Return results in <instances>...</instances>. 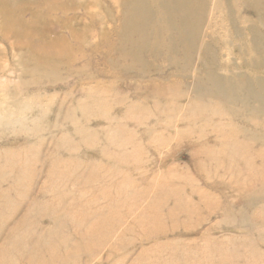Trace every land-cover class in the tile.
Here are the masks:
<instances>
[{
  "label": "rangeland",
  "instance_id": "rangeland-1",
  "mask_svg": "<svg viewBox=\"0 0 264 264\" xmlns=\"http://www.w3.org/2000/svg\"><path fill=\"white\" fill-rule=\"evenodd\" d=\"M177 1L0 0V264H264V0Z\"/></svg>",
  "mask_w": 264,
  "mask_h": 264
},
{
  "label": "bare ground",
  "instance_id": "bare-ground-1",
  "mask_svg": "<svg viewBox=\"0 0 264 264\" xmlns=\"http://www.w3.org/2000/svg\"><path fill=\"white\" fill-rule=\"evenodd\" d=\"M125 1H129V0H125ZM167 1H170V2H175L176 0H153V3L156 5V6H161V4H162V7H164V5L167 3ZM131 2V1H130ZM250 2V1H249ZM190 3H192L191 2V0H179V1H177V5L178 6H186V5H188V4H190ZM257 3V2H256ZM216 4V3H215ZM258 5L260 4L261 5V3H257ZM218 5V4H217ZM214 6V5H213ZM215 7V6H214ZM223 7V6H222ZM219 8H221V7H219ZM218 7L216 8V9H219ZM134 8H131V10H130V12L132 13V16L133 17H136V16H138L139 15V12H138V10L137 9H134ZM256 9H257V7H256ZM179 11V7H177V10L174 12V14H177V12ZM13 10H9V11H6V12H4V17H5V19H6V22H4L3 24H4V28L5 27H8L10 24H12V27H14L15 25H20L21 24V20H18V21H14L13 19L15 18V16H16V14H15V16H13L12 14H13ZM184 14L185 13H183L182 15H180V14H178V16L181 18H183L184 17ZM222 16H224V15H227L228 16V21L230 20L231 21V19H229V17L231 18L232 17V14L230 13V10L229 9H227V11H225L224 13H222L221 14ZM258 15H259V13H258ZM9 20H11V21H9ZM5 21V20H4ZM238 22V21H237ZM237 22H233V29H235L236 30V32L238 33V35L239 34H241L242 33V26L241 25H236V27H235V23H237ZM9 25H8V24ZM215 28H217V29H219V30H221L222 29V27H217L216 25H215ZM221 28V29H220ZM6 29V28H5ZM4 29V30H5ZM10 29H12V28H9L8 30H10ZM2 30V29H1ZM102 31V30H101ZM13 32H15V35L17 34H19L20 35V33H19V31H15L14 29H13ZM188 34H186V36H187ZM184 37V39H188L187 37ZM256 41H253V45L255 46V47H253V49H255L256 51H258V50H261V48H260V45H259V40H257V38L255 39ZM20 56V55H19ZM21 58V57H20ZM53 60V59H52ZM260 60H261V63L260 64H253V60H252V62H249L248 61V63H247V65L248 66H250L251 68H254V69H257V70H261V68L262 69H264V60H263V58L262 57H260ZM54 64V63H53ZM21 67V66H20ZM54 67V66H53ZM32 73H33V71H32ZM261 82V81H260ZM262 83V82H261ZM264 85V84H263ZM244 108H247V106L246 107H244ZM258 142V141H257ZM153 203V202H152ZM166 209V208H165ZM147 216V215H146ZM175 216H177V215H175Z\"/></svg>",
  "mask_w": 264,
  "mask_h": 264
}]
</instances>
